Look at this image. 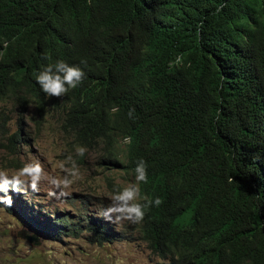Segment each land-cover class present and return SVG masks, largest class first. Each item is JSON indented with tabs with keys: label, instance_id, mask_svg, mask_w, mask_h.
<instances>
[{
	"label": "clouds",
	"instance_id": "9594fccd",
	"mask_svg": "<svg viewBox=\"0 0 264 264\" xmlns=\"http://www.w3.org/2000/svg\"><path fill=\"white\" fill-rule=\"evenodd\" d=\"M129 1L130 7L128 0L126 8L120 7L128 10H120L123 12L120 22L124 23L119 44L121 57L114 66L109 65L112 71L110 69L104 77L96 75L90 45L85 40H72L67 44L48 43L32 48V63L35 64L42 55L43 60L35 65V72L32 69L31 78L26 79L27 56L17 44L19 36L25 37L24 31L17 28L19 18L11 16L20 15L11 5L18 6L21 0H0V76L14 82L30 81L45 100H57V107L91 120L90 128L76 143L72 133L65 135L54 124L51 127L35 115L32 106L23 114L24 117L27 111L31 112L28 119L34 129L47 126L58 133L68 147H73L72 154L82 158L83 162L88 154H94L99 174L106 175L115 186V193L109 191L107 199L100 197L102 209L114 223L118 222L120 231L110 244L136 241L158 258L151 264H180L170 257L162 258L152 253L149 241L142 238V223L156 228V221L164 219L168 225L160 234L179 241L191 240L195 245L190 253L203 264H224L228 246L213 228L214 220L221 221V214L202 200L203 188L196 178L200 161L202 169L203 159L211 156L212 150L209 145L196 141L201 150L200 161L189 164L187 156L196 153L192 151L190 154L181 152L184 162L177 163L176 149L168 142V137L173 136L172 130L155 132L148 123L147 110L142 106V101L148 98V84L157 73L153 66L172 68L182 64L180 55L171 47L172 42L177 41L176 33L188 30L191 17L205 19L211 16L213 9L216 13L215 6L212 0ZM248 8L242 26L236 31L230 28L221 33L219 45L222 50L220 37L223 36L227 67L232 81L240 87L241 99L247 108L240 121L255 149L248 161L252 172L256 153L261 145L264 147V22L257 19L250 3L244 10ZM2 12H6L5 18L1 16ZM46 28H50L52 40L55 28L52 24ZM18 67L22 68L21 76ZM24 134L28 141V134ZM26 142L18 147V152ZM222 151L220 145L219 155ZM250 171L243 165L240 174L246 175ZM260 174L255 191L254 185L251 190L257 208L264 211V176ZM20 189L14 186L8 191H16L22 196ZM192 191L201 206L198 210L191 206Z\"/></svg>",
	"mask_w": 264,
	"mask_h": 264
},
{
	"label": "trees",
	"instance_id": "16d2710c",
	"mask_svg": "<svg viewBox=\"0 0 264 264\" xmlns=\"http://www.w3.org/2000/svg\"><path fill=\"white\" fill-rule=\"evenodd\" d=\"M212 2L216 13L213 9L210 11L211 16L205 19L191 17L188 30L176 33L177 41L172 42L171 47L180 55L182 64L172 68L158 64L153 66V71L157 73L148 84V98L142 101V106L147 110L148 123L155 132L168 128L172 130L173 136L168 137V142L176 149L177 163L184 162L182 153L190 154L192 151L196 153L187 156L189 164L195 165L200 161L201 150L196 141L209 145L212 150L213 154L203 159L205 163L202 169L200 161L196 178L203 188L202 200L221 214V221L218 223L214 220L213 228L228 246L224 264H264V211L257 208L251 190L254 185L255 191L258 173L264 176V147L261 145L256 153L254 171L251 172L248 161L255 149L240 121L247 108L241 99L239 85L231 79L230 68L224 57L223 36L220 37L222 50L219 45L221 33L230 28L236 31L242 26L251 8L244 10L247 3L251 4L257 19L264 22V0ZM130 4L128 0L129 7ZM11 6L20 13L19 16L11 15L19 18L17 28L24 31L25 37L19 36L17 44L27 56L26 79L31 78L32 69L35 72V65L43 60L42 55L35 64L32 63L31 49L35 46L39 48L48 43L61 45L72 40H85L92 50L93 71L99 77H104L111 69L109 65L114 66L121 57L119 44L124 23L120 20L123 18L122 11L128 10L123 9L126 8V0H21L18 6ZM1 16L5 18L6 12H2ZM51 24L56 32L52 40L50 28H46ZM209 53L211 57H208ZM186 64L188 67H185ZM21 70L18 67L20 76ZM0 103L3 104L0 110V147L11 157L8 168L22 167L16 162L15 156L19 155L18 147L27 141L22 117L30 106L35 115L51 127L54 124L65 135L72 133L76 143L91 126V120L74 116L64 107H57V100H45L38 87L30 81L14 82L0 76ZM6 104H11L17 114L14 131L8 127L11 119L5 113ZM220 145L223 151L219 155ZM66 148L71 152L69 158L74 157L76 163L83 162L82 158L72 154L73 147L69 145ZM243 165L251 173L240 174ZM101 178L105 181L106 190L115 193V186L106 175L101 173ZM84 197L92 199V208H87L88 211L94 210L86 211L81 225L76 224L69 215L62 217V214L55 215L52 223L47 220L41 222L34 213L38 211L29 206L33 203L23 200V196L16 191L0 192V201L2 199L5 202L4 205L2 202L0 204L11 215L22 213L36 233L53 238H57V235L59 238L62 234L83 235L98 245H109L120 234L118 222L114 223L102 209L99 195L92 193V196ZM191 199L193 209H200L198 197L193 191ZM27 210L30 211V217L24 215ZM115 218L118 219V215ZM156 222V228L147 222L142 223V238L149 241L152 253L162 258L170 257L180 264H203L191 255V247L195 245L191 240L179 241L160 234L168 221L158 219ZM136 227L133 226L134 229Z\"/></svg>",
	"mask_w": 264,
	"mask_h": 264
},
{
	"label": "rangeland",
	"instance_id": "374dc122",
	"mask_svg": "<svg viewBox=\"0 0 264 264\" xmlns=\"http://www.w3.org/2000/svg\"><path fill=\"white\" fill-rule=\"evenodd\" d=\"M2 106L0 103V110ZM11 107L4 105L11 119L8 127L14 131L17 114ZM30 114L27 111L22 117L28 141L15 156L23 167L8 168L11 157L0 147V192L19 186L23 200L33 203L34 207L30 203L29 206L39 212L34 213L41 222L52 223L55 215L62 214L81 225L87 208H92V199L84 196L93 193L105 199L109 197L94 154H88L83 164L76 163L74 157H68L71 152L63 138L47 126L34 129L28 119ZM0 202L5 203L2 199ZM24 215L30 217V211ZM26 237H36L37 244L28 242ZM148 251L136 241L98 245L83 235L62 234L53 238L39 234L22 213L11 215L0 204V264H151L155 258Z\"/></svg>",
	"mask_w": 264,
	"mask_h": 264
},
{
	"label": "water",
	"instance_id": "95a60500",
	"mask_svg": "<svg viewBox=\"0 0 264 264\" xmlns=\"http://www.w3.org/2000/svg\"><path fill=\"white\" fill-rule=\"evenodd\" d=\"M28 242L37 244V238L36 237H26Z\"/></svg>",
	"mask_w": 264,
	"mask_h": 264
}]
</instances>
